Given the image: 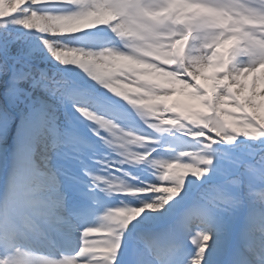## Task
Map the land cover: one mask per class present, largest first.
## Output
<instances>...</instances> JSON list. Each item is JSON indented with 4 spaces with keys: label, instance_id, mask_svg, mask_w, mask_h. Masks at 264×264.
<instances>
[{
    "label": "snow or ice",
    "instance_id": "6c2138e0",
    "mask_svg": "<svg viewBox=\"0 0 264 264\" xmlns=\"http://www.w3.org/2000/svg\"><path fill=\"white\" fill-rule=\"evenodd\" d=\"M4 3L10 6L0 9V25L22 28L27 32L36 31L29 23V17L33 13L37 16H65L74 14L76 8V5L68 3V0H47V3L42 5L34 4L32 0H24L23 3L18 0H5ZM78 3L81 13L111 11L108 0H78ZM50 7L59 10L50 11ZM37 8L45 11H37ZM122 11L136 21H150L143 27L154 35H159L155 31L156 28L170 26L166 33L168 39L165 48L169 58L165 59L163 64H155L154 68L157 73L163 69L171 75L114 78L117 69L131 63L121 61L112 72L100 73L94 81L126 102L139 117L146 114L152 125L150 130L156 133L169 132L176 120L182 117L185 122L191 120L194 124L201 125L203 135L198 139L205 144L212 143L219 138L203 126L217 118L210 107L213 104L216 105V111L222 113L218 117L222 127L231 129L234 133L241 131L237 124L244 118L253 123H264L258 113L264 97L258 95L259 87L255 91L250 88L254 78L264 69V36L244 33L242 30L236 34L225 19L264 16V10L246 4L244 0H131L123 6ZM199 32L211 33L214 40H222L216 54H223L226 61L231 60L227 64V72H223V65L216 64L215 54L212 56V63H209L207 52L195 57L190 55L191 42ZM241 58H246L248 62L241 65ZM170 64L174 66L170 67ZM241 67L249 70L246 76L241 75ZM83 71L88 74L87 69ZM7 73L6 64L0 62V76L6 78ZM221 73L227 78H218ZM205 76L208 79H205ZM28 82L34 90L55 91L43 74L36 78L30 71H14L11 80L0 81L6 87L3 93L6 102L14 104L25 93L24 85ZM178 91L189 100L196 101L198 106L168 103L169 98L175 96ZM83 116L95 120V116L89 115L88 112L83 113ZM145 126L148 128V124ZM185 127L187 129V123ZM186 137L192 140L191 131L186 132ZM144 138L153 144L157 143L148 135H144ZM157 163L165 170L183 162L175 160ZM213 165L214 160L209 157L198 168L188 169L182 190L171 187L166 178L159 185L146 186V192L158 197L156 201L140 207L134 217L126 219L121 214L113 218L114 229H101L99 232L89 230L90 227L81 230L65 218L61 211V199L48 202L31 199L29 185L26 183L7 204H0V264H117L124 233L130 223L137 220L145 210H163L184 191L189 176L198 181L203 180L209 175ZM85 175L91 180L90 191H94L96 185L105 180L87 172ZM222 175L226 176L224 173ZM249 176L255 182L254 186L259 187L264 184V167L250 169ZM241 187L237 181L226 183L224 180L211 186L202 194V203H193L175 225L170 226L166 234L170 240L177 239L180 233H192L190 243L196 252L187 264H205V255L216 233L215 213L240 207ZM165 188L167 192L163 191ZM250 195L254 200H264V190L252 192ZM248 220L250 225H260L261 231H264V213L253 209ZM76 231L79 232L78 247L69 254L65 251L71 247L67 237L70 232ZM109 231L111 235L108 234ZM145 242L150 248L157 244L155 240ZM248 250L255 253L252 247ZM134 264L145 262L137 259ZM237 264L250 262L244 257ZM260 264H264V257L260 258Z\"/></svg>",
    "mask_w": 264,
    "mask_h": 264
},
{
    "label": "bare ground",
    "instance_id": "6f19581e",
    "mask_svg": "<svg viewBox=\"0 0 264 264\" xmlns=\"http://www.w3.org/2000/svg\"><path fill=\"white\" fill-rule=\"evenodd\" d=\"M4 2L5 0H0V4ZM18 2L23 3L24 0H18ZM49 10L58 11L59 9L50 7ZM38 35L22 28L0 29V62L6 64L8 68L7 77L0 76V81L11 80L14 71H30L36 78L43 74L50 87L55 89L49 92L42 89L34 90L28 82L24 85L25 93L14 104H8L3 96L6 87L4 83H0V122L4 112L11 113L14 122L10 131L0 134V153L11 154L13 161V166L9 170L4 172L2 168L0 169V196L4 193L5 180L9 178L11 170L13 175H18L28 183L31 199L39 202L61 199L64 210L62 215L66 218L69 209L65 206H69L68 202L73 201L70 199L75 198L70 189L79 184L84 185V182L91 183L85 172L93 176H101L106 180L110 176L122 177V173L128 171L138 177V180L134 181L137 186L146 187L161 183L152 174L151 169H130L126 165L121 166L116 163L119 158L100 139V136L107 137L108 134L101 130L100 135L97 136L99 126L95 121L81 115L77 111L80 108L87 109L97 117L110 120L125 131H131L137 135H148L156 140L157 143L152 145L155 148L152 158L157 161H175L181 151H200L201 144L175 133L174 130L156 133L148 129L132 107L93 81L83 70L75 66H62L56 62L43 47L41 42L43 37L37 39ZM109 39L110 34L98 28L86 30L66 42L69 47L86 46V50L89 48L98 50ZM127 70L135 71L136 76L160 75L147 63L131 61ZM204 78L208 79L207 76ZM257 87L260 89L258 95L264 97V69L250 85L253 91ZM168 103L198 106L196 101L189 100L179 91L169 98ZM258 113L264 120V101L261 102ZM17 114L20 116L18 117ZM4 131L0 128V132ZM237 143L239 144L240 141ZM244 143L252 144L251 141H244ZM214 147L218 150L217 153L219 149H222L220 145ZM230 149L238 150L235 146ZM182 162H188V159L184 158ZM192 179L193 177L189 176L186 181L190 188L185 186L184 191L168 204L171 210L184 206L196 187L203 186L209 189L219 184L212 180L205 182L209 179V175L194 184L191 183ZM245 192L242 186L240 196L245 200L244 206L234 208L233 212L242 214V224L238 230H233L229 217H215L216 233L205 255V264H222L216 255L215 247L223 245L233 246L234 256L231 258L233 263L237 264V255L243 254L250 264H259L261 255H264V231H261L260 225L252 226L249 220H246L248 206ZM119 198L129 207H138L139 204L144 206L158 199L150 192H145L138 198L129 196H119ZM164 211L165 208L161 211L145 210L143 215L146 218L140 223L153 224L165 217ZM220 211L223 212V210ZM245 236L254 237V240ZM248 242L250 243L245 245ZM247 246L254 248L255 253L249 252L250 247ZM195 252L196 250L190 256L194 257ZM180 264H187V260H183Z\"/></svg>",
    "mask_w": 264,
    "mask_h": 264
},
{
    "label": "clouds",
    "instance_id": "9594fccd",
    "mask_svg": "<svg viewBox=\"0 0 264 264\" xmlns=\"http://www.w3.org/2000/svg\"><path fill=\"white\" fill-rule=\"evenodd\" d=\"M32 2L42 5L46 4L47 0H32ZM130 2L131 0H108V7L111 8V11L98 10L96 12L81 13V6L78 0H68V3L76 5L74 14L65 16L45 14L37 16L33 13L29 17V23L36 28L34 33L39 34L37 39L41 36L43 37L41 41L43 47L47 49L56 62L62 66H75L81 70L87 69V75L93 81L97 79L100 73L112 72L121 61L147 63L150 67H154L155 64H163L165 59L169 58L165 48L168 39L166 33L170 26L156 28L155 31L159 35L150 33L143 27L144 24L150 23V21H136L122 11L123 6ZM244 2L264 10V0H244ZM9 6L7 3H3L0 4V9H6ZM37 11L43 12L45 10L37 8ZM225 19L235 30L236 34H239L242 30L244 33L264 36V16H245L236 17L235 19L226 17ZM98 28H102L110 34L108 42L104 43L98 50H91V48L86 50V46H68L66 42L68 39L77 37L78 34L84 33L86 29L93 30ZM0 29L7 30V27L0 25ZM221 44L222 40H214L211 33L199 32L195 34V38L191 42L189 53L195 57L201 55L202 52H207L209 54V63L213 62L212 56L215 54L216 64L223 65V72H227V64L231 60L226 61L223 54H216V49ZM197 49L199 51H196ZM240 62L241 65H244L248 61L246 58H241ZM169 66L173 67L174 65L170 64ZM248 71L246 67H241V75L246 76ZM159 74L161 76L171 75V73L164 72L163 69L159 70ZM135 76V71H128L127 66H121L114 72V78L134 79ZM218 78L227 77L221 73ZM210 107L217 118L214 122H210L203 127H207L208 131L214 133L219 139L205 144L198 139L199 136L203 135L201 125L194 124L191 120L185 122L182 117L178 118L169 132L174 130L175 133L186 136V132L191 131L192 140L201 144L202 147L199 152L181 151L176 160L182 161L187 158L188 162L177 163L175 166L165 170H162L158 166V161L152 158L155 148L152 147V142L144 138V135L125 131L110 120L97 117L87 109L80 108L77 111L81 115L88 112L89 115L95 116L93 121H100V123L96 122L99 126L96 135L99 136L101 130L108 134L107 137L100 136V139L119 158L116 163L121 166L126 165L130 169H151L157 180L163 181L166 178L168 184L178 190L183 188L188 169L198 168L209 157L217 154L218 150L214 146H228L229 148L235 146L236 149L242 150L243 157L234 161L235 167L239 170L238 173L236 175H226L224 181L226 183L237 181L245 188V199L248 206L246 220H248L249 214L253 209L264 213V200H254L250 195L252 192L264 190V184L259 187L254 186L255 182L249 176L250 169L264 167V123H253L251 120L244 118L242 122L237 124L241 131L234 133L231 129H224L220 124L218 117L222 113L216 111V105L213 104ZM139 118L144 124H148L149 129L152 127L146 114ZM185 123H187V129ZM213 123L215 126H213ZM205 140H207V137H205ZM238 141H240L239 144L237 143ZM244 141H251L252 144H246ZM137 180V176L124 171L122 177L110 176L102 183L97 184L94 191H98L109 198L114 196L138 198L146 191L143 185L137 186L134 183ZM26 183L18 175H13L10 170L9 178L5 180L4 193L0 196V204H7ZM152 190L155 191V189ZM163 191L167 192V189L165 188ZM244 203L245 200L242 199L240 207H243ZM139 210L140 208L138 207H129L127 205L109 209L100 218L99 226L90 227L89 230L99 232L101 229H114L113 218L121 214L126 219L134 217ZM61 211L63 212L64 210L62 209ZM108 234L111 235V232L109 231Z\"/></svg>",
    "mask_w": 264,
    "mask_h": 264
},
{
    "label": "rangeland",
    "instance_id": "374dc122",
    "mask_svg": "<svg viewBox=\"0 0 264 264\" xmlns=\"http://www.w3.org/2000/svg\"><path fill=\"white\" fill-rule=\"evenodd\" d=\"M0 164H2L1 161H0Z\"/></svg>",
    "mask_w": 264,
    "mask_h": 264
}]
</instances>
